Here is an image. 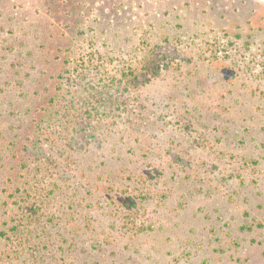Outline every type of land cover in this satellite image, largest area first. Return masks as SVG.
Segmentation results:
<instances>
[{"label": "rangeland", "instance_id": "374dc122", "mask_svg": "<svg viewBox=\"0 0 264 264\" xmlns=\"http://www.w3.org/2000/svg\"><path fill=\"white\" fill-rule=\"evenodd\" d=\"M0 264H264V0H0Z\"/></svg>", "mask_w": 264, "mask_h": 264}, {"label": "trees", "instance_id": "16d2710c", "mask_svg": "<svg viewBox=\"0 0 264 264\" xmlns=\"http://www.w3.org/2000/svg\"><path fill=\"white\" fill-rule=\"evenodd\" d=\"M159 67L160 66L158 65V63H154L151 67H149L148 70L152 69L153 70L152 73H156L157 70L159 69ZM20 183L21 184H19V186H17V190L15 192L9 194V197L13 198L12 201L15 203H18V204L20 203L18 199L21 198L25 193H29V191L31 190L26 186V185H28V184H26V181H21ZM40 196L42 197L41 193H40ZM24 201L27 202V200H25V199H24ZM30 205H31V207L34 206V202ZM25 210H26V208H24L23 213L21 215L22 222L19 223V221L16 219V222H15L12 230L14 232H16L15 234L18 237L17 239L19 241L26 240L29 242L33 239V235L37 229V226H36V223L34 220V214H32V212H28V215H25ZM30 213H31V215H30ZM17 221H18V223H17ZM2 235H3V233H2Z\"/></svg>", "mask_w": 264, "mask_h": 264}]
</instances>
